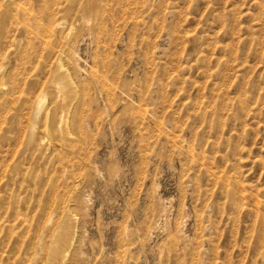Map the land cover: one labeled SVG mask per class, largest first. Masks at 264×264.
Wrapping results in <instances>:
<instances>
[{
    "label": "rangeland",
    "instance_id": "rangeland-1",
    "mask_svg": "<svg viewBox=\"0 0 264 264\" xmlns=\"http://www.w3.org/2000/svg\"><path fill=\"white\" fill-rule=\"evenodd\" d=\"M29 3L0 0V264H264V0H92L54 116L9 93Z\"/></svg>",
    "mask_w": 264,
    "mask_h": 264
},
{
    "label": "bare ground",
    "instance_id": "bare-ground-1",
    "mask_svg": "<svg viewBox=\"0 0 264 264\" xmlns=\"http://www.w3.org/2000/svg\"><path fill=\"white\" fill-rule=\"evenodd\" d=\"M70 1L73 2V0H40V3L36 7L32 6L31 3H29L27 5H21V6L16 7L15 13H13L12 15L10 14V16H9L13 20V22H16V24L19 23L21 25L23 33H24L23 35H25L24 37H26L27 43L30 45V47L32 49L31 52L33 51L32 53L34 55H35L34 52L36 51L35 46L37 47V46H42V45H45V47H46V45H48L47 52H50V55L52 53L54 54V56L52 57L53 59L50 60L51 62L49 61V59L47 60V61H49L48 63H50V64H47V62L45 61V58H46V56H44L45 54L44 55L39 54L40 57L43 58V61H40V57H39V59H37L38 58L37 54H36L37 57H35L34 55H33V57H31V56H29L31 54V52H29V53L27 52V54L25 53L22 55V60L25 61L26 65H23V68L20 72V76L17 77L16 75H13V74L9 75L10 76L9 77V79H10L9 80L10 81L9 93H11V94L16 93V95L18 94V97L19 96L22 97L24 102L27 101L28 99H30V96L28 94L30 86L31 87L33 85L39 86L40 94H38L36 96V98H34L33 102H31V111L34 110V112L36 114L39 113L40 111H42L41 109H43L42 108L43 97L46 95H49L50 97L61 96V98L63 100L66 98H70V100H68L69 102L67 101L68 103H64L63 105H59L58 103H57V105L55 103H54V105L51 104L52 105L51 106L52 112H53L52 116L55 115V113L57 112V110L59 108H61L59 111L65 110L63 113L69 112L67 110V108H68L67 104H70V102H72V100L75 97V96H70L69 92L73 91L76 94H78L77 92H79V90L82 89V86H80L79 81H75L73 78H72L73 80H71V74L72 73L70 74V72H69V70L65 64L66 62L64 63V61H63L65 59V57L63 56L64 57V59H63L61 52L66 53V49H65V51L62 49L65 44L61 38H62L63 33H67L71 29H79L80 30L83 27H86L89 20H93V18L96 19L95 17H97L98 11H97V9L94 10V7L93 8L90 7L92 0H77V1L74 0L75 2L69 3ZM93 6H95V5H93ZM8 13H11V12H8L7 9L4 10L2 13H0V25L1 26L8 19ZM104 17H105V15H104ZM20 18H21V20H18ZM5 30H6V28H5ZM7 30H8V28H7ZM0 31H2V30L0 29ZM92 33H93V31H92ZM99 33H100V31H99ZM73 35H75V34H73ZM4 36H5V34H4ZM4 36H2V37L5 38ZM96 36L97 35H95V37ZM6 43H7V41H6ZM41 48H43V47H41ZM5 50H8V49L6 48ZM42 50H40V51L42 52ZM41 52H39V53H41ZM67 53H68V51H67ZM75 54H76V52H75ZM50 55H49V57H50ZM98 63H100V62H98ZM102 63H104V62H102ZM38 65L40 67H39V70L37 71L36 68L38 67ZM97 65H100V64H97ZM93 67L94 66L90 67L88 70V75H89L88 81L93 85L95 84L98 93L102 92L104 94V98L108 99V97L110 96V92H109L108 88H106L107 86H104V84L101 82V79L104 76H102V74L100 75L101 72L100 73L98 72V74H97V70H96L97 68L93 69ZM70 71H71V69H70ZM98 71H101V70H98ZM102 73H103V71H102ZM32 78H34V79H32ZM73 84H74V88H73ZM7 85H8V71H7ZM93 85H91V86H93ZM37 91H38V89H37ZM32 96H34V95H32ZM18 97H17V99H18ZM17 99H16V101H17ZM48 109H50V108H48ZM33 117H34V115H33ZM4 120H5V117H4L3 121ZM29 135H30V133H29ZM66 232H67V229H65V233ZM61 238L62 237H60L55 242V244L53 245V247L51 249V256H55L58 254V252L60 250V245L63 242V239H61Z\"/></svg>",
    "mask_w": 264,
    "mask_h": 264
}]
</instances>
